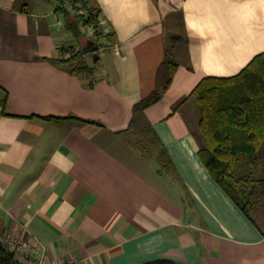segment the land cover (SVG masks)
Listing matches in <instances>:
<instances>
[{
	"label": "crops",
	"instance_id": "crops-1",
	"mask_svg": "<svg viewBox=\"0 0 264 264\" xmlns=\"http://www.w3.org/2000/svg\"><path fill=\"white\" fill-rule=\"evenodd\" d=\"M94 1L114 34L93 55L91 30L76 39L55 0H0L2 243L22 264H264V233L200 159L191 95L264 51V0ZM69 45L82 54L58 60ZM171 71L142 110L160 170L113 147ZM72 115L89 122L53 118Z\"/></svg>",
	"mask_w": 264,
	"mask_h": 264
},
{
	"label": "trees",
	"instance_id": "trees-1",
	"mask_svg": "<svg viewBox=\"0 0 264 264\" xmlns=\"http://www.w3.org/2000/svg\"><path fill=\"white\" fill-rule=\"evenodd\" d=\"M55 1L56 11L64 17L66 29L76 39L85 34L87 26H92V37L99 44L101 38L113 36L111 30L106 35L100 30L98 21L102 15L94 0ZM81 54V50H74V45H69L58 49L57 59L70 61ZM172 71L162 90L154 91L135 105L136 119L138 115L140 120L144 115L142 110L161 97L172 78ZM191 95L199 108L197 127L201 144L198 154L202 163L212 179L264 233L262 221H257L255 217L258 212L264 222V51L255 55L235 75L203 77L194 86ZM53 118L89 122L74 115ZM151 142H140L141 149L149 156H155L160 170L170 168L164 147L154 151ZM0 264H22L15 252L4 246L1 238ZM137 264L183 263L160 257Z\"/></svg>",
	"mask_w": 264,
	"mask_h": 264
},
{
	"label": "rangeland",
	"instance_id": "rangeland-1",
	"mask_svg": "<svg viewBox=\"0 0 264 264\" xmlns=\"http://www.w3.org/2000/svg\"><path fill=\"white\" fill-rule=\"evenodd\" d=\"M83 46H85V45L83 44ZM163 81H164L163 79L160 80V87L163 86L162 85ZM145 118L146 117L143 115V120H145ZM138 121H139V119H138ZM147 123H148L147 118H146V122L145 123H132V125L134 127L133 130L130 131L132 133L122 136L121 139L118 140V142H117L118 144H115L113 148H117L116 150H118V146H119L121 148V150H122V154L126 156L127 152L130 153L129 149L127 148V147H129L128 144H130V146L134 145L144 155V157H142V159H141V161L143 163H145L147 166L154 165V167L158 168L159 165H158L157 160H155L154 158L149 156V153L147 151L142 150L141 149L142 146L140 145V142L142 144H148L150 142L149 141L150 138L144 137V135L142 133V132H144ZM255 217H256L257 221H260V222L262 221L261 222L262 226H264V222L261 219V216L258 214V212L255 213Z\"/></svg>",
	"mask_w": 264,
	"mask_h": 264
},
{
	"label": "built area",
	"instance_id": "built-area-1",
	"mask_svg": "<svg viewBox=\"0 0 264 264\" xmlns=\"http://www.w3.org/2000/svg\"><path fill=\"white\" fill-rule=\"evenodd\" d=\"M104 22L105 21L103 19H100L98 21V25H99L100 30L102 31L103 35H106L108 33V29H106L104 27ZM86 29L91 30V33L93 31L92 26H87L84 30H86ZM10 242L13 244H19L21 247H23L25 249H29V248L36 249L35 246L29 240H22V239H18V238H13L10 240ZM57 264H67V263L61 262V263H57Z\"/></svg>",
	"mask_w": 264,
	"mask_h": 264
},
{
	"label": "water",
	"instance_id": "water-1",
	"mask_svg": "<svg viewBox=\"0 0 264 264\" xmlns=\"http://www.w3.org/2000/svg\"><path fill=\"white\" fill-rule=\"evenodd\" d=\"M90 43H92V44L90 45ZM90 43H89V45L83 46L82 51H83V53L90 52L91 54L94 55V54H96V51L99 49L100 44L98 43V41H93ZM94 59L97 60V57H95Z\"/></svg>",
	"mask_w": 264,
	"mask_h": 264
}]
</instances>
